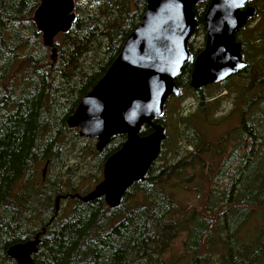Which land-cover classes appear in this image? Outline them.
I'll return each mask as SVG.
<instances>
[{
  "label": "trees",
  "instance_id": "trees-1",
  "mask_svg": "<svg viewBox=\"0 0 264 264\" xmlns=\"http://www.w3.org/2000/svg\"><path fill=\"white\" fill-rule=\"evenodd\" d=\"M40 1L0 0V264H16L6 254L8 247L34 238L43 228L36 264H264V226L250 237L242 234L254 212L264 214V93H246L248 81L235 88V75L192 89L194 60L204 46L195 48L193 37L188 43L191 60L176 78L180 94L171 97L190 94L197 111L183 115L180 107L168 122L166 108L158 121L166 135L173 130V139L168 133L145 179L134 183L115 208L103 197L83 202L68 196L55 215L57 196L88 192H78L74 174L51 172L83 139L67 118L119 55L147 0H77L72 30L55 39L54 65L32 21ZM258 2L264 0H252L263 26L251 37L259 33L262 40L242 42L249 64L237 72L240 79L253 74V88L264 85V8ZM209 3L202 0L194 7L196 34L205 33ZM251 48L254 58H262L255 65L248 58ZM257 74L260 80H255ZM239 89V125L211 141L201 127L223 120L213 118L221 94L215 92ZM151 130L144 125L140 134ZM125 139L114 136L102 152L90 140L80 154L97 157L99 174ZM163 145L175 147V161L163 157ZM161 159L165 161L158 163ZM239 161L244 164L233 169L230 164ZM42 164L48 168L46 175L40 171ZM196 179L199 184L190 186ZM179 188L193 191L198 203L183 207L174 191ZM215 238L224 249L218 255Z\"/></svg>",
  "mask_w": 264,
  "mask_h": 264
},
{
  "label": "water",
  "instance_id": "water-1",
  "mask_svg": "<svg viewBox=\"0 0 264 264\" xmlns=\"http://www.w3.org/2000/svg\"><path fill=\"white\" fill-rule=\"evenodd\" d=\"M200 1L147 0L140 23L119 55L67 118L68 126L78 128L81 137L96 141L99 152L114 136L125 135L126 139L106 159L103 178L93 189L57 196L55 215L61 199L68 196L83 202L103 197L115 208L134 183L145 179L167 138L158 119L164 117L169 98L180 94L176 78L191 60L188 43L197 28L194 7ZM249 1L210 0L204 16L206 43L194 60L192 89L219 83L248 65L236 34L255 15L256 8L247 5ZM76 19V0H41L36 8L32 21L42 44L50 50L52 65L58 57L57 35L69 33ZM144 125L152 130L141 135ZM44 233L45 228L32 239L10 245L7 256L16 264H36L34 255Z\"/></svg>",
  "mask_w": 264,
  "mask_h": 264
},
{
  "label": "rangeland",
  "instance_id": "rangeland-1",
  "mask_svg": "<svg viewBox=\"0 0 264 264\" xmlns=\"http://www.w3.org/2000/svg\"><path fill=\"white\" fill-rule=\"evenodd\" d=\"M250 3H252V0L250 1ZM258 3H259V6H261V8H264L263 3H260V2ZM255 16L248 22V24H246L242 29L239 30L240 31L238 35L239 39L242 42H247L249 45H252L253 43L257 42L258 40L256 39L261 36L258 33V36L251 37V33H254L253 30H255L256 28L259 29V26H261L262 25L261 23L263 22L262 15L259 14L256 17ZM260 29L261 31H264V28L261 27ZM205 35L206 33L202 31L198 32L197 34L194 32L192 37L194 38L193 45L195 48H199L202 44H204L203 46V49H204L205 42H206ZM47 51H48V57H49L48 61L52 63L51 58H50V50H47ZM261 54H262L261 51H259L257 56H260ZM248 58L249 60H251L250 62L253 63L254 65L259 60L262 59L261 56L258 58H254L252 56ZM57 60H58V57H57ZM234 75L235 74H233L232 76ZM240 76H241V73L231 78V84L235 86V88H238V87L241 88L243 84L246 81H248L246 84L250 88L246 89L247 90L246 93H253V91L258 92V93H264V85H256V86L254 85L255 88H253V85H252V78H254L253 74H252V77H249V76L247 77L243 75L244 77L241 79H240ZM255 80H260V77L258 76V74L255 76ZM221 92L216 91L215 93H221ZM228 93L230 94L226 95V93H221L218 96V98L220 99V102L217 106V109L213 112L214 119H217V120L223 119L224 121L220 120L222 122H220L217 125H211L208 122H206L205 125L201 127V130L203 131L204 135L208 139H211V141L213 142H215L216 140H220L224 135H226V132L229 129L239 125L240 123L243 103H240V97L238 98L237 93H242V92H240V89H239V90L228 92ZM180 107H183V113H182L183 115H189L190 113L197 111L196 101L192 99V96L190 94L185 95L181 99L170 97L166 104V108L170 109V112L165 116L168 122L172 120V112L178 111ZM170 130L167 131V138H168V133H169V136L171 135V138L173 139L174 132L173 130L171 131ZM82 138L83 139L80 138L79 141L76 143V145L73 148L72 154L71 155L69 154V156L65 159L63 165L59 163V164H56L51 169V172L61 173L64 177H66V175L68 174L69 175L74 174V179L77 180L78 192H81V191L86 192L87 190L90 191L91 189H93L94 186L99 182V180L103 178V167H104V164H103L101 168V173L98 174L99 168H98V162L96 161L97 157L95 155L93 157H87V156L84 157L83 154H80L83 148L90 145L89 143L90 139L84 138V137ZM94 145H96V141ZM164 146L165 145H163V151H164L163 157L166 158L167 162L175 161L174 152L172 151L175 147L173 146V149H172V148L164 147ZM180 147L184 149L183 144H180ZM187 148L191 149L189 146H187ZM164 161H165L164 159H161V162H158V163H163ZM76 164H77V167H76ZM243 164H244V161H239L234 164L231 163V167L235 169L237 167H241ZM45 167L46 165L42 164L40 167V171L42 172L45 171V175H46L48 168L47 167L45 168ZM73 167H75L76 170L71 169ZM97 174H98V177H97ZM198 184H199V181L198 179H196L194 182L190 184V186L193 187ZM84 188H86V191L84 190ZM174 191L176 193V199L181 203L183 207L198 203L197 196L193 191H185L181 188L175 189ZM263 226H264L263 212H256V213L254 212L250 216L249 222L245 225L242 234L246 238L247 236L250 237L256 234V232ZM263 240H264V237H263ZM213 245L215 247V252H214L215 254L218 255L224 252V249L222 248V245L220 244L218 239L215 238L213 240Z\"/></svg>",
  "mask_w": 264,
  "mask_h": 264
},
{
  "label": "flooded vegetation",
  "instance_id": "flooded-vegetation-1",
  "mask_svg": "<svg viewBox=\"0 0 264 264\" xmlns=\"http://www.w3.org/2000/svg\"><path fill=\"white\" fill-rule=\"evenodd\" d=\"M251 1V0H250ZM250 1L248 2V4L247 5H252L253 6V4L252 3H250ZM255 6V5H254ZM256 8V7H255ZM256 12H257V9H256ZM256 12H255V14H256ZM255 16V15H254ZM256 17V16H255ZM252 19V18H251ZM263 28V27H262ZM257 29V28H256ZM254 31V30H253ZM240 32V31H239ZM239 32L236 34V40L237 41H239L241 44H242V51H243V43H242V41L239 39V37H238V35H239ZM205 33H206V30H205ZM205 39H206V35H205ZM256 40H262V37H259V38H257ZM257 41V42H258ZM206 43V42H205ZM249 54H250V56H253L254 57V50L251 48L250 50H249ZM242 56H243V53H242ZM243 59H244V57H243ZM245 60V59H244ZM248 64H249V61L246 59L245 60ZM239 73V72H238ZM237 73V74H238ZM236 73H235V75H237ZM242 74V73H241ZM221 93H228V91L227 90H223Z\"/></svg>",
  "mask_w": 264,
  "mask_h": 264
},
{
  "label": "bare ground",
  "instance_id": "bare-ground-1",
  "mask_svg": "<svg viewBox=\"0 0 264 264\" xmlns=\"http://www.w3.org/2000/svg\"><path fill=\"white\" fill-rule=\"evenodd\" d=\"M3 122H4V121H3ZM226 154H227V153H225L224 155L227 156ZM250 156H251V155H250ZM223 158H224V156H223ZM225 158H226V157H225ZM225 158L223 159L224 161L226 160ZM239 158H240V156H239ZM222 162H223V161H222ZM233 164H234V163H233ZM230 165H231V164H230ZM210 211H211V210H210ZM227 212H228V211H227ZM221 230H222V229H221ZM22 242H24V241H22ZM18 243H19V242H18Z\"/></svg>",
  "mask_w": 264,
  "mask_h": 264
}]
</instances>
